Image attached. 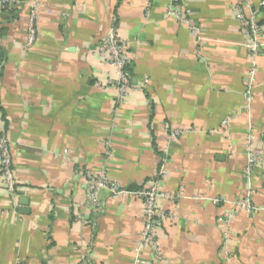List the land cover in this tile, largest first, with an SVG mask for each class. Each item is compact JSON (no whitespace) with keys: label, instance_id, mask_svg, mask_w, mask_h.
Returning a JSON list of instances; mask_svg holds the SVG:
<instances>
[{"label":"crops","instance_id":"1","mask_svg":"<svg viewBox=\"0 0 264 264\" xmlns=\"http://www.w3.org/2000/svg\"><path fill=\"white\" fill-rule=\"evenodd\" d=\"M19 1L0 13V134L18 187L12 203L0 178V264H132L143 202L101 193L87 211L85 170L127 191L158 180L177 197L156 203L168 218L155 230L160 259L143 254L152 264H264V210L225 223L248 193L264 208V50L248 116L243 0H180L187 25L167 15L169 0ZM109 32L129 59L119 107L97 52ZM249 136L262 158L247 179Z\"/></svg>","mask_w":264,"mask_h":264},{"label":"built area","instance_id":"2","mask_svg":"<svg viewBox=\"0 0 264 264\" xmlns=\"http://www.w3.org/2000/svg\"><path fill=\"white\" fill-rule=\"evenodd\" d=\"M244 9L246 11L245 16H241L245 39L246 49L252 65L248 70L245 77V90L243 92V109L244 113L249 116L251 103L253 99V90L256 83V64L255 61L262 55L264 50V25L260 26L259 22L263 18V12H260V8L264 9V0H261L257 7H253L249 0H243ZM19 0H0V13L8 12L14 9ZM167 15L176 21L188 24L187 16L190 15L188 10L182 9L180 0H169L167 8ZM35 13H31L30 23L28 27L27 41L25 46H32L35 42L36 30L34 27ZM192 34H199V30L195 27H189ZM124 43L115 38L113 33L109 32L105 39L97 48L98 56L101 61L110 66L116 72L115 81H107L102 86L105 90H113V99L117 107L123 104L128 91L132 85L130 82V75L128 72L129 59L125 53ZM2 64H0V67ZM147 83V81H144ZM264 91V87H263ZM232 118H226L222 121L221 127L227 131ZM176 133H172L169 136L171 140ZM246 167L245 176L250 179L254 169L261 162V156L256 153L251 144V136L248 137L246 142ZM11 161L8 150V141L4 134H0V178L4 182L5 189L10 196V200L14 201L15 195L18 192V187L14 181V177L11 171ZM163 174L162 165L156 172L155 179L159 178ZM81 178L85 184V205L84 208L87 211L97 210L101 206L100 194L107 193L112 198H117L120 195H131L135 198L142 200L143 202V221L144 228L142 235L137 242L134 249V256L132 264H152L150 260L143 256L144 252L149 251L153 255V260L158 261L160 259L158 255V245L156 240L155 230L162 225L168 218V214L160 210L156 203L157 201H173L175 196L168 195L164 191H161L158 186V180H155L146 188H140L134 191H127L119 183L111 180L106 175L105 171H92L85 170L81 173ZM214 202H226L224 199H218ZM231 209L227 212L225 217V223L227 224L237 214L245 213L252 214L257 211L264 210V208L255 207L251 201V193H248L244 198L229 203ZM77 220H83V217H77ZM82 264H90L87 259L83 260Z\"/></svg>","mask_w":264,"mask_h":264},{"label":"trees","instance_id":"3","mask_svg":"<svg viewBox=\"0 0 264 264\" xmlns=\"http://www.w3.org/2000/svg\"><path fill=\"white\" fill-rule=\"evenodd\" d=\"M260 12H263L264 14V9L260 8ZM259 25L262 26L264 25V19H262L260 22H259ZM134 191V190H133Z\"/></svg>","mask_w":264,"mask_h":264}]
</instances>
